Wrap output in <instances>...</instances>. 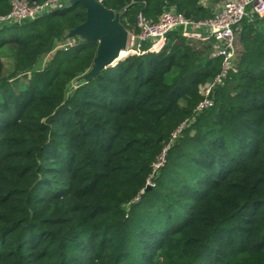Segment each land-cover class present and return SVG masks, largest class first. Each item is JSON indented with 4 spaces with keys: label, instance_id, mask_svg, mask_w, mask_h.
<instances>
[{
    "label": "trees",
    "instance_id": "1",
    "mask_svg": "<svg viewBox=\"0 0 264 264\" xmlns=\"http://www.w3.org/2000/svg\"><path fill=\"white\" fill-rule=\"evenodd\" d=\"M100 1L133 30L170 7L209 19L218 0ZM85 20L67 2L0 24V264H264L260 22L241 21L238 70L197 112L214 38L179 27L79 80L98 42L54 48Z\"/></svg>",
    "mask_w": 264,
    "mask_h": 264
},
{
    "label": "built area",
    "instance_id": "2",
    "mask_svg": "<svg viewBox=\"0 0 264 264\" xmlns=\"http://www.w3.org/2000/svg\"><path fill=\"white\" fill-rule=\"evenodd\" d=\"M69 0H45L37 3L28 0H11V9L0 16V24L21 23L61 8ZM244 18L264 22V0H228L223 7L215 11L213 17L205 20H192L174 7L165 9L156 21L150 20L143 13L136 17V28L129 30L127 48L122 51L123 56L130 52L140 53L145 45L156 46L166 39L168 33L181 27L184 34H190L189 27L194 24L205 26L208 36L214 38L211 56H219L222 60L219 72L210 81L200 85L203 99L198 103L196 111L200 112L213 105L212 96L217 86L223 84L231 72H236L237 46L236 30ZM69 38V39H68ZM67 41L56 42L55 48L68 49L78 41L76 37H68ZM184 125L180 126L181 131ZM177 131V132H178ZM164 156L155 163V168L161 166Z\"/></svg>",
    "mask_w": 264,
    "mask_h": 264
},
{
    "label": "water",
    "instance_id": "3",
    "mask_svg": "<svg viewBox=\"0 0 264 264\" xmlns=\"http://www.w3.org/2000/svg\"><path fill=\"white\" fill-rule=\"evenodd\" d=\"M78 2H83L86 6V20L69 28L66 36L76 37L80 41L98 42L92 66L79 78V80H89L107 65L122 58V51L128 44L129 30L120 22V12L108 9L100 0L68 1L69 5ZM150 187L151 184L148 183L146 189Z\"/></svg>",
    "mask_w": 264,
    "mask_h": 264
},
{
    "label": "crops",
    "instance_id": "4",
    "mask_svg": "<svg viewBox=\"0 0 264 264\" xmlns=\"http://www.w3.org/2000/svg\"><path fill=\"white\" fill-rule=\"evenodd\" d=\"M227 1L228 0H218L216 2H213L212 5L215 8V10H219L221 7H223L225 5V3ZM256 21L259 22V20H256ZM189 29H191L190 30L191 34L194 35V37H196L197 39H199L203 42L209 41L211 39V37L208 36L207 29L205 26H202L199 24H194L193 26L189 27ZM211 44H212V50H213L214 40H213V42L211 41ZM236 46H237V52H238L237 42H236Z\"/></svg>",
    "mask_w": 264,
    "mask_h": 264
},
{
    "label": "rangeland",
    "instance_id": "5",
    "mask_svg": "<svg viewBox=\"0 0 264 264\" xmlns=\"http://www.w3.org/2000/svg\"><path fill=\"white\" fill-rule=\"evenodd\" d=\"M259 22H260V24H261L260 27H261L262 30L264 31V23H263L262 21H259ZM68 39H69V38H68ZM65 41H67V39H66ZM61 42H63V40H59V41H58V43L62 44ZM51 56H52V54H47V55L42 56V57L39 59L38 63H37V68H42V67H44V66L46 65V63L50 60ZM10 72H11V69H9V67H7L5 73H6V74H9ZM148 182H149L151 185L153 184V182L150 180V178L148 179Z\"/></svg>",
    "mask_w": 264,
    "mask_h": 264
}]
</instances>
